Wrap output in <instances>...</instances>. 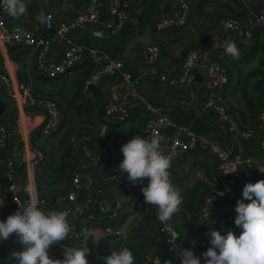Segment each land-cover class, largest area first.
<instances>
[{
  "label": "crops",
  "instance_id": "crops-1",
  "mask_svg": "<svg viewBox=\"0 0 264 264\" xmlns=\"http://www.w3.org/2000/svg\"><path fill=\"white\" fill-rule=\"evenodd\" d=\"M27 12L19 18L8 15V27L11 30L27 29L37 34L48 33L44 26V17L51 13L56 23L75 21L82 14L89 0H25ZM102 25L86 24L70 29L66 38L75 44L95 48L113 59L123 61L122 70L102 76L96 92L84 90L85 79L94 70L90 59L76 65L68 74L55 79L41 77L36 69V49L24 45L10 46L0 43V73H10L16 80L28 85L34 96L51 98L58 102L64 115L62 126L50 136L42 132L45 117L32 106L17 104L9 93L0 86V103L5 105L2 120L10 129L9 143L5 153L0 154V220H6L7 210L12 209L13 195H18L23 204L29 199L44 198L42 206L48 210H71L93 200L97 206L112 205L125 201L122 188L115 184L123 160L121 147L135 135L144 137L147 117L145 108L132 109L130 115L121 121L106 115V105L124 104L127 93L123 87V73L131 72L136 79L137 89L151 103L169 115L173 125L184 124L195 132L206 135L221 143L233 155L251 157L257 163H264V129H257L256 136L249 142L233 139L231 133L221 122L215 111L204 104L202 97L206 79V64L214 59L220 60L227 68L229 80L221 95L232 112L244 125L257 126L258 107L264 106V37L254 36L248 46L239 48V58L226 55L224 41L228 34L218 28V21L224 15H235L244 20V2L241 0H189L193 12L190 22L182 28L164 31L157 30L155 23L162 16L173 13V0H143L132 8L130 18L117 33H109L105 24L115 18L113 9L122 5L124 0H103ZM253 8L264 6V0H248ZM244 5V6H243ZM43 14V22L37 16ZM156 45L160 51L158 73L176 76L181 70L189 48L199 45L203 48L201 59L191 73L190 80L173 86L161 82L158 74L144 76L147 47ZM67 49L65 38L54 42L49 58L59 61ZM246 67L241 68L240 65ZM171 127V126H170ZM175 131L163 134L167 149ZM71 132L91 135L96 145H104L110 150V157L99 165L92 163L85 155L72 150L69 144ZM40 147L46 153V163L36 165L33 162V147ZM10 155L16 163L15 189L9 191L3 176L2 158ZM174 185L183 195L180 211L175 214L173 224L180 237L181 244L193 235L215 229L222 216L236 213L237 198L242 196L243 187L248 182L264 179L242 170L237 178L225 179L219 169L217 159L203 151H190L184 155L178 165L169 169ZM81 177L76 192V201L57 200L58 194L70 190L73 174ZM145 178L142 184L135 185V194L130 198L129 211L124 214L121 237L106 235L101 224L93 225L95 238L88 240L61 241L51 246L49 255L53 259H63V249L83 247L87 244L89 264H104L98 254L108 256L111 251L129 248L135 257V264L141 263V253L148 249L171 264L176 263V255L161 233L157 222V208L145 203L142 188L147 186ZM228 190L229 197L213 204L209 215L202 214L201 206L190 208L187 204L194 194L197 202L211 195L214 190ZM29 189V191H26ZM200 200V201H199ZM248 202V201H245ZM200 204V205H201ZM199 211L194 214L195 211ZM193 209H195L193 211ZM231 229L236 235L242 231L232 222ZM22 245L13 234L8 240H0V255L8 264H15L11 253L21 251ZM204 251H195L201 258Z\"/></svg>",
  "mask_w": 264,
  "mask_h": 264
},
{
  "label": "built area",
  "instance_id": "built-area-1",
  "mask_svg": "<svg viewBox=\"0 0 264 264\" xmlns=\"http://www.w3.org/2000/svg\"><path fill=\"white\" fill-rule=\"evenodd\" d=\"M143 0H124L121 6L113 9L112 13L115 18L112 22L105 24L109 33H117L122 25L130 18L132 8L135 4ZM175 8L173 13L162 16L155 23V28L160 31L182 28L187 26L193 12V8L189 0H173ZM247 7V16L244 20L233 18L231 16H222L218 21V28L228 34V40L234 41L238 47L248 46L254 36L256 29H264V6L259 9L253 8L248 0H241ZM103 0H89L85 11L78 18L71 22L56 23L51 13H47L44 17V26L48 33L37 34L31 30H11L8 27V14L6 12L3 0H0V43L6 45H24L36 49L35 65L38 74L41 77L55 79L68 74L76 65L82 63L85 59H90L94 64V70L85 79L84 90H88L90 85H97L102 76L115 71L122 70L124 63L121 60L113 59L107 54L101 53L95 48L77 45L70 38H66L71 28L86 25H102L104 23L102 15ZM60 38H65L67 49L63 57L52 62L49 58L50 48L54 42ZM203 48L199 45L192 46L187 51L181 70L176 76L158 73V61L160 51L156 45L147 47L146 66L144 68V76L158 74L161 82L166 86L182 84L190 80L191 73L197 66ZM225 53V52H224ZM226 54V53H225ZM227 55V54H226ZM206 79L204 83V92L202 97L206 107L215 111L217 118L223 122L227 131L231 133L236 141L249 142L256 136L257 129H264V106L258 107L257 126L244 125L231 111L228 104L222 98L221 92L225 88L229 80V74L224 64L214 59L209 61L206 66ZM0 86L3 87L10 97L22 106H32L35 110L41 111L45 117L42 132L45 136H50L58 130L64 122V115L56 100L51 98H39L33 95L31 88L24 82L16 80L10 73H0ZM123 87L127 93V101L124 104H108L106 105V115L117 121L126 119L132 109L145 108L147 117L144 127V138L152 135H160L162 137V150L166 155L172 157L171 167H176L184 155L190 151L208 152L214 156L218 163L222 176L231 180L237 178L242 170L254 174L258 178L264 177V163H257L251 157L233 155L231 151L225 148L218 141L195 132L191 127L180 124L176 125V131L171 143L167 149H163V134L167 127L173 125L172 119L165 114L161 108L157 107L143 95L136 87V79L131 72L123 73ZM10 129L8 125L0 117V154L5 153L9 143ZM69 144L72 150L85 155L92 163L99 165L110 157V150L104 145H96L91 135L87 133L71 132ZM33 162L36 165L46 163V153L40 147L32 148ZM3 176L7 183L9 191L15 189L16 163L10 155H4L2 158ZM234 170V171H232ZM81 177L78 172L73 174L72 185L70 190L63 194H58L56 199H67L76 201V192L80 186ZM115 184L122 188L126 196V200L118 204L97 206L93 200L86 201L81 206H76L70 211L69 223L73 226V230L68 241L85 240L83 231L90 229L93 225L101 224L103 232L106 235L121 237L123 229L121 226L122 218L129 211L130 198L135 194V185L128 179L127 174H119L115 178ZM223 193V195H220ZM228 190L216 189L205 198L201 206L202 214L209 215L210 208L213 204L223 201L227 198ZM40 206L46 204L44 198L38 199ZM13 202L16 210L19 205H23L21 198L14 194ZM15 210V211H16ZM14 213V212H13ZM11 213V214H13ZM10 215V214H9ZM175 216V215H174ZM168 224L161 223L157 218V222L161 233L169 245L171 252L176 255V263L181 264L179 257V248H191L195 251H204L211 246L207 233H200L188 238L185 243L176 246V240L173 237L175 232L173 220ZM236 213H228L222 216L216 226L221 234H226L229 225L234 222ZM98 259L104 262V257L98 254ZM160 258V260H159ZM142 264H165L161 257L151 250H144L141 253ZM2 264H8L4 262Z\"/></svg>",
  "mask_w": 264,
  "mask_h": 264
},
{
  "label": "clouds",
  "instance_id": "clouds-1",
  "mask_svg": "<svg viewBox=\"0 0 264 264\" xmlns=\"http://www.w3.org/2000/svg\"><path fill=\"white\" fill-rule=\"evenodd\" d=\"M3 4L12 18L23 16L28 8L25 0H3ZM37 19L43 22V14ZM224 50L227 55L239 58L234 41L225 39ZM161 144L162 137L158 134L149 138L135 135L121 147L123 160L119 170L127 174L133 185L142 184L147 178L148 184L142 188L145 203L156 206L157 218L168 224L180 211L183 195L171 178L172 157L163 152ZM122 202L118 201V204ZM235 212L234 223L242 229L241 233L236 235L231 229L226 234L210 230L207 235L211 246L202 253L203 264H264V179L245 184ZM69 216V210L45 211L37 199L31 198L19 205L6 220H0V240H8L14 234L23 246L21 251L11 253L15 264H89L87 244L63 249V259H53L49 255L51 246L65 241L72 232ZM83 236L85 241L89 237L95 238V231L85 229ZM177 236L178 233L174 232L175 240ZM179 257L181 264H202L191 248H179ZM103 259L104 264H135L133 252L127 247L112 250Z\"/></svg>",
  "mask_w": 264,
  "mask_h": 264
},
{
  "label": "trees",
  "instance_id": "trees-1",
  "mask_svg": "<svg viewBox=\"0 0 264 264\" xmlns=\"http://www.w3.org/2000/svg\"><path fill=\"white\" fill-rule=\"evenodd\" d=\"M244 6V5H243ZM244 10H245V12H244V14H246L245 16H247V7L246 6H244ZM225 16H228V15H225ZM256 35H258V37L259 36H261V35H263V37H264V29L263 30H258L257 31V33H256ZM263 50H264V47H263ZM264 61V60H263ZM62 126V125H61ZM70 135V134H69ZM45 164V163H44ZM43 164V165H44ZM218 189H220V188H218ZM221 189H223V188H221ZM195 195L194 194H192V196H191V201L187 204L190 208H192V207H195L196 205L198 206V207H200V206H202V204H201V201L200 202H197L196 200H195ZM228 197H229V194L227 195V198L226 199H228ZM242 198V196H239L237 199H241ZM205 200V199H204ZM203 200V201H204ZM185 203V202H184ZM184 203H182L183 205H184ZM203 203V202H202ZM201 204V205H200ZM15 210H16V206H15V204H14V202H13V205H12V209L10 210V209H8L7 211V216L9 215V214H11V213H13V212H15ZM195 209H193V211H194ZM199 211V208H198V210L197 211H195L194 212V214L195 213H197ZM102 254V253H101ZM4 262H6V259H4L3 258V256L2 255H0V264H2V263H4Z\"/></svg>",
  "mask_w": 264,
  "mask_h": 264
},
{
  "label": "water",
  "instance_id": "water-1",
  "mask_svg": "<svg viewBox=\"0 0 264 264\" xmlns=\"http://www.w3.org/2000/svg\"><path fill=\"white\" fill-rule=\"evenodd\" d=\"M89 90L96 92V90H98V88L95 87L94 85H90ZM4 109H5V105L3 103H0V113H3ZM173 131H175V126L171 125V127L169 126L165 129L164 133H165V135H168V133L173 132ZM180 245H181V240H180V237H178L176 239V246L178 247Z\"/></svg>",
  "mask_w": 264,
  "mask_h": 264
},
{
  "label": "rangeland",
  "instance_id": "rangeland-1",
  "mask_svg": "<svg viewBox=\"0 0 264 264\" xmlns=\"http://www.w3.org/2000/svg\"><path fill=\"white\" fill-rule=\"evenodd\" d=\"M224 16H225V15H224ZM230 16L233 17V18H237V16H235V15H230ZM237 19H239V18H237ZM240 20H241V19H240ZM240 67H241V68H244V67H246V66H244V65L241 64Z\"/></svg>",
  "mask_w": 264,
  "mask_h": 264
}]
</instances>
